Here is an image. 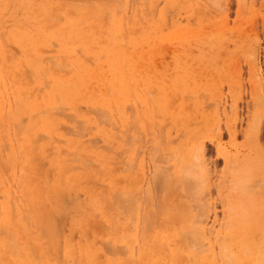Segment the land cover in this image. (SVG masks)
<instances>
[{
    "label": "rangeland",
    "instance_id": "obj_1",
    "mask_svg": "<svg viewBox=\"0 0 264 264\" xmlns=\"http://www.w3.org/2000/svg\"><path fill=\"white\" fill-rule=\"evenodd\" d=\"M0 73V264H264L212 115L259 112L264 0H0Z\"/></svg>",
    "mask_w": 264,
    "mask_h": 264
},
{
    "label": "bare ground",
    "instance_id": "obj_2",
    "mask_svg": "<svg viewBox=\"0 0 264 264\" xmlns=\"http://www.w3.org/2000/svg\"><path fill=\"white\" fill-rule=\"evenodd\" d=\"M240 15L241 14H239V17H240ZM238 40H239L238 43L236 42L238 46H235L236 50H240L243 53L244 52L247 53L248 48L245 49V46H246L245 44H246L247 40L242 39V38H240V39L238 38ZM233 42H235V41H233ZM248 45H250V44H248ZM250 46H249V48H250ZM144 76H142V79H144ZM259 77H260V75H259ZM260 78L258 81L256 78L255 83L252 84V86H251L253 93L255 94L254 100L258 106L259 112L255 115L252 122L250 121L251 123L250 122L248 123L247 129L246 130L244 129L245 131L238 130L239 125H241L242 124L241 122H243V121L241 119H239L240 113L237 110V104H236V106H232V108L230 109L228 114L226 113L225 107L221 110V112L219 111V108L217 107L215 109L214 113L212 114L213 117H215V119H217L218 121H220L219 118H223L225 120V123H231V125H229L230 128L226 127V131H227L226 133L229 136L230 142H232V141L236 142V137L238 135L243 138L242 144H235V148L237 147L240 150L239 154L237 153V157L236 156L235 157H236V159L242 161L236 166L238 168L237 172H236V176H237L236 180L241 181L242 185L241 184L240 185L243 188H240V189L241 190L243 189L242 191H244L245 204H243V206H244L243 211H245V210L247 211V212H245L246 216H250L251 214H253V221L262 220V218H264L263 209H261L258 206V204L256 203L257 198H255V197H257L259 195H257V193L255 194L254 191L247 192V190H252L253 188H255V185H260V183H262V182L259 183V175H261V174H259L258 171H260L261 168H264L263 167L264 166L263 165V161H264L263 160V152H262L261 148H259L257 146L259 130H260V125H261V118L263 115V108H264V96L262 95V86H261L262 80H260ZM166 80L167 79H163V84L166 83ZM177 83L179 84V82H177ZM188 92H189V89L182 90L180 95L185 96L186 94H189ZM72 96L81 98L80 93L73 94ZM58 99L60 100V104H63L64 102L66 103V101L68 100V95L67 94H61L58 97ZM193 102H195V101L193 100ZM48 103L51 105L57 104L56 106L58 107V103L55 101L48 102ZM166 103H167L166 97L160 96L159 100H157V106H158L157 109L161 110L162 119L164 121L167 120L170 124H174V123H177L178 121H181L182 120L181 114H180L181 109L178 107V105L173 104L171 106H168ZM247 109H249V108H247ZM168 113H171L172 115L169 117V119H166L163 115L166 116ZM246 114H248V113H246ZM245 120H248V119H245ZM238 123H240V124L238 125ZM215 147H216V151L218 153H220L221 148H220V144L218 141H217V143H215ZM259 165H260V167H259ZM160 178H161V172L159 170H157L156 167H153L152 174L146 180V182L148 183L149 186L156 187ZM187 184H188V182H187ZM129 197H130V195H129ZM251 197L254 201L251 200L250 204H249L247 201H249L251 199ZM125 198H127V196H125ZM124 200H126V199H124ZM128 200H129V198H128ZM129 202L130 201H128V203ZM133 203L134 202H132V204ZM248 207H249V209H248ZM161 214H162V212H161ZM241 216H244V215L241 214ZM172 225L174 226V224H172ZM247 227H248V225H247ZM262 228H264V227H262Z\"/></svg>",
    "mask_w": 264,
    "mask_h": 264
}]
</instances>
